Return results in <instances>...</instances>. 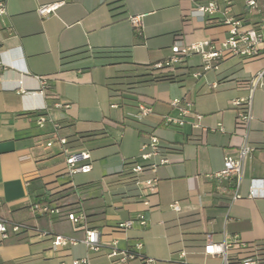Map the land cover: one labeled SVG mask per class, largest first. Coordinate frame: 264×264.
Masks as SVG:
<instances>
[{"label":"crops","instance_id":"1","mask_svg":"<svg viewBox=\"0 0 264 264\" xmlns=\"http://www.w3.org/2000/svg\"><path fill=\"white\" fill-rule=\"evenodd\" d=\"M0 1V216L78 240L85 230H96L100 238L97 251L83 242L54 251L49 238L31 230L6 238L0 234V264H59L81 257L90 264H118L106 255L115 241L119 249L152 258L150 264H220V257L203 253L206 233L214 241L226 237L253 244L264 239V87H250L264 68V52L246 61L224 58L218 70L199 78L181 75L173 82L142 85L134 100L120 106L107 85L118 70L163 60L178 35L186 43L222 39L228 27L213 15L205 23L185 17L194 5L191 0ZM52 2L62 3L54 14L39 17L36 8ZM232 14L252 24L264 17V12L248 10L244 0H234ZM130 16L140 18L139 32ZM78 47H130V63L90 65L91 59L84 58L62 67L61 53ZM201 63V56L193 53L177 67L192 73ZM184 95L194 116L180 126L165 124V115H178L169 101ZM241 97L251 99L245 126L236 123L238 108L230 103ZM140 105L151 106L152 112L143 121L130 119L127 113ZM39 115L47 119L42 126ZM196 121L199 125L193 126ZM85 131L98 134L78 138ZM150 135L169 158L154 171L149 163L158 156L139 159ZM57 137L71 141L61 145ZM244 141L254 151L237 186L231 178H212L224 157L236 155ZM71 151L89 154L82 161L91 165L88 172L67 171L65 158ZM132 161L146 165L135 185L124 165ZM151 178L155 184L146 185ZM44 199L59 213L32 210L34 201ZM174 201L180 211L171 209ZM78 211L85 218L74 225L67 213ZM137 214L144 225L115 229L119 221ZM227 254L238 259L248 251L231 246ZM130 264L149 263L135 259Z\"/></svg>","mask_w":264,"mask_h":264},{"label":"built area","instance_id":"2","mask_svg":"<svg viewBox=\"0 0 264 264\" xmlns=\"http://www.w3.org/2000/svg\"><path fill=\"white\" fill-rule=\"evenodd\" d=\"M194 5L190 7L185 17L189 19H195L201 23H205L208 16H217L220 22L228 27L227 36L222 39H205L193 43H186L181 35L176 36L173 44L170 47V55L161 61L153 64L152 68L154 72L160 71H173V69L183 63V61L189 55L198 53L201 56L202 63L199 70L191 73L192 77L199 78L204 76V73L208 70H218L219 63L222 59L228 57H236L242 61L255 59L264 52V17L257 23H245L242 18L232 14V6L234 0H205L200 3L199 0H191ZM62 2L44 3L36 8V13L39 17L45 18L55 13L57 8ZM244 4L250 11L264 12V0H244ZM4 13L3 2L0 1V14ZM129 20L139 32L141 27V20L138 16H130ZM45 85V81H42V88ZM251 90L256 87H264V68L256 72L250 81ZM231 105L238 108L236 114V123L238 125H247L250 118V97L234 98L231 100ZM169 105L178 110V115L171 116L169 114L163 117L165 124L183 125L188 117H193L192 103L187 96L176 97L169 101ZM56 107L64 106L60 103H56ZM111 107H117V104H111ZM152 112L151 106L140 105L138 109L130 111L127 116L134 121H143L144 118ZM47 121L43 115L38 116V125L42 126ZM54 130L58 128L56 123ZM193 126H198V121L192 123ZM57 142L64 145L66 139L64 137H57ZM52 144L51 141L46 143L47 146ZM66 150V149H65ZM254 147L244 141L238 148L236 155L224 157L223 166L219 171L211 174L212 178L216 180L233 179L235 187L239 183L244 165L247 159L252 156ZM151 156H158L157 162L149 163L151 170H155L160 164H164L169 161V158L162 151L161 144L158 138L154 135H150L148 140L142 143L140 148L139 159L147 160ZM89 158V154L85 151L67 152L65 162L67 165V171L69 173H86L91 169L89 163H82V161ZM142 164L138 161L135 162L131 170L135 174L142 172ZM156 182L155 178H151L145 181L148 186H153ZM139 183V181H137ZM251 196V195H249ZM236 195H233L235 198ZM32 210L37 214H58L59 209L56 206H50L47 203H33ZM171 209L174 211H180V204L174 201L170 204ZM67 218L74 224H80L85 215L83 212H69ZM140 225L145 224V219L141 214H137L134 218H128L119 221L115 225V229L119 231H125L131 228L134 223ZM31 230L37 235L47 237L50 240L51 248L54 251H58L62 247L76 244L77 242H83L89 250L97 251L100 247L99 233L96 230H85V236L82 239H76L74 237L66 236L63 234H53L49 231L40 229L39 227H31L26 223L8 221L0 216V234L2 238H6L9 235L18 234L23 231ZM141 243L136 244V248L140 247ZM235 246L237 248L246 249L248 251L247 256L231 259L227 254L229 247ZM203 253L205 255L218 256L221 259L220 264H261L256 257L255 245L242 243L236 238H226L222 241H214L211 233H206L205 243L203 246ZM107 257L113 262L118 264H130L131 260L135 257V251L130 249H119L116 241L111 244V248L107 252ZM185 252L180 253V257H184ZM145 263H152V258H145ZM59 264H90L87 257L72 258L69 262L61 260Z\"/></svg>","mask_w":264,"mask_h":264},{"label":"trees","instance_id":"3","mask_svg":"<svg viewBox=\"0 0 264 264\" xmlns=\"http://www.w3.org/2000/svg\"><path fill=\"white\" fill-rule=\"evenodd\" d=\"M90 58L91 64H121V63H130V47L122 48H111V47H78L75 49L63 51L60 55V63L62 67L67 66L69 63L84 59ZM154 63H149L146 65L132 63L131 68L120 69L117 73L108 78L107 85L110 90V96L118 100V105L123 106L129 104V100H134V95L139 94L138 88L142 85L151 84L157 81H176L181 78V75H190L189 70H181V67H175L173 71H160L154 72L153 66ZM136 110V109H135ZM97 131H85L78 134V138H87L97 135ZM74 139V140H78ZM71 139H66L65 144L70 143ZM162 151L165 153V147H162ZM166 154V153H165ZM138 161H132L125 163L126 175L130 176V183L136 184L138 181V176L135 174L131 167ZM145 170L146 165H142ZM234 188V186H232ZM233 192V189H232ZM46 199L42 201H34L33 203H46ZM32 203V204H33ZM31 204V206H32ZM31 227H35L30 225ZM41 229V228H40ZM256 257L259 263L264 264V239L256 240L254 242ZM138 259L144 261V257H140L135 253V257L132 260ZM131 260V261H132Z\"/></svg>","mask_w":264,"mask_h":264},{"label":"rangeland","instance_id":"4","mask_svg":"<svg viewBox=\"0 0 264 264\" xmlns=\"http://www.w3.org/2000/svg\"><path fill=\"white\" fill-rule=\"evenodd\" d=\"M124 111H126L127 109L125 108V109H123ZM116 113H117V115H119V116H121V113H122V111L119 109V110H116ZM119 133H121L120 131H119ZM116 135V133L114 134V136ZM169 264V263H168Z\"/></svg>","mask_w":264,"mask_h":264}]
</instances>
